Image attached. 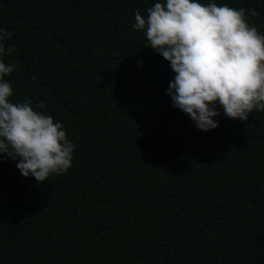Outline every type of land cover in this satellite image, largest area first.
I'll return each instance as SVG.
<instances>
[{"label":"trees","instance_id":"trees-1","mask_svg":"<svg viewBox=\"0 0 264 264\" xmlns=\"http://www.w3.org/2000/svg\"><path fill=\"white\" fill-rule=\"evenodd\" d=\"M156 2L0 0L10 102L76 145L39 184L0 163V264H264V112L217 105L204 132L172 106L175 73L133 27ZM199 2L255 9L264 34V0Z\"/></svg>","mask_w":264,"mask_h":264},{"label":"clouds","instance_id":"clouds-1","mask_svg":"<svg viewBox=\"0 0 264 264\" xmlns=\"http://www.w3.org/2000/svg\"><path fill=\"white\" fill-rule=\"evenodd\" d=\"M246 14L257 13L199 0H157L146 17L138 10L134 14L133 27L175 73L167 89L172 106L201 131L219 126L213 119L220 114L217 105L240 121L253 110L264 112V34ZM5 39L11 40L12 32L0 28V163L18 161L19 172L39 184L68 171L76 145L62 123L34 110L31 101L10 102L13 86L4 77L17 65L4 62L15 51Z\"/></svg>","mask_w":264,"mask_h":264}]
</instances>
